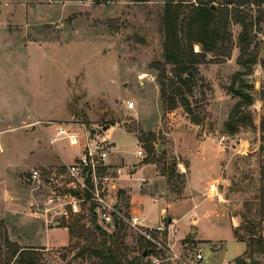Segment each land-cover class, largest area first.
<instances>
[{
  "label": "rangeland",
  "instance_id": "obj_1",
  "mask_svg": "<svg viewBox=\"0 0 264 264\" xmlns=\"http://www.w3.org/2000/svg\"><path fill=\"white\" fill-rule=\"evenodd\" d=\"M210 4L223 18L226 38L208 52L192 44L194 64L180 77L192 82L184 86L165 60V0H0V31L6 33L0 47V264H19L17 249H33L42 264H100L79 255L103 240L88 211L66 227H46L28 214L29 171L68 164L76 154L64 140L50 144L57 124L80 135L114 127L112 139L124 154L111 163L125 168L117 191L125 219L130 202L133 213L156 225L165 204L187 199L168 211L178 224L165 221L149 240L120 222L116 242L128 259L147 246L152 253L143 264H264L252 253L254 239L264 237V0ZM244 72L254 127L229 135L225 123L239 101L231 87L237 89V74ZM161 83L169 98L188 101L191 115L180 105L166 110ZM137 144L144 159L132 154ZM146 161L154 165L145 170L148 176L176 165L161 190L132 180L133 169ZM188 178L190 194L184 192ZM211 183L218 185L217 196L208 191ZM122 187L127 190L120 195ZM194 216L198 236L189 227Z\"/></svg>",
  "mask_w": 264,
  "mask_h": 264
},
{
  "label": "built area",
  "instance_id": "obj_2",
  "mask_svg": "<svg viewBox=\"0 0 264 264\" xmlns=\"http://www.w3.org/2000/svg\"><path fill=\"white\" fill-rule=\"evenodd\" d=\"M130 108L133 103H128ZM53 144L64 140L76 149L72 161L62 166L31 169L24 179L30 189L31 200L28 214L41 221L46 227L67 225L72 219L80 217L84 211L95 215L96 224L104 230L112 229L120 222H125L145 239H151V232H162L165 222L161 221L155 229H150L140 216L129 214V218L121 214L117 191L125 168L111 163L113 143L106 132H97L93 137L84 130L78 134L64 124H57ZM135 158L144 159L146 154L140 146L133 153ZM140 185L144 179H135ZM208 191L218 195V185L209 184ZM156 203V200H153ZM121 208V210H119ZM129 213V212H128ZM159 246V243H157ZM198 261L203 259L201 251L195 254Z\"/></svg>",
  "mask_w": 264,
  "mask_h": 264
},
{
  "label": "trees",
  "instance_id": "obj_3",
  "mask_svg": "<svg viewBox=\"0 0 264 264\" xmlns=\"http://www.w3.org/2000/svg\"><path fill=\"white\" fill-rule=\"evenodd\" d=\"M134 3H144L148 0H128ZM216 0H196L197 5L193 3L187 4L186 0H165V6L163 11V31L165 35L164 51L165 60L167 63L172 64L175 67V74L179 77V81L184 86H188L192 82L191 78L181 79V74H187L191 70L194 64V54L192 53V44L198 43L201 45L203 52L211 51L216 48L218 42H222L226 38L225 28L221 23L223 18L215 10L211 9L212 2ZM226 5H232L235 1L239 0H224ZM184 10H187L184 13ZM244 31V28H243ZM249 62V63H248ZM253 61H247L246 64H251ZM241 66H245V62L239 61ZM250 70L249 67L248 69ZM249 73H238L237 89L231 87L232 93L235 94L239 101L232 107L228 119L225 123L226 132L229 135L238 133L240 128H253V119L248 111V108L253 104V98L249 93L252 89L250 83H248L242 76ZM171 86V83L170 85ZM172 87V86H171ZM175 94H179V89L173 88ZM165 84H160V97L166 103V110L171 111L176 109L179 105L186 109L188 114H192L189 109L188 101L180 97L179 100L169 98L166 93ZM192 123L197 124V121L192 117ZM109 129V127H108ZM152 153L148 151V156ZM146 163H153L146 161ZM171 167L161 169L160 175L167 181L172 180L175 172ZM261 181L264 189V164L261 167ZM122 192V193H121ZM119 193L124 194L123 190ZM260 205L262 207V214L264 215V190L261 194ZM123 209V208H122ZM129 209V206H126ZM121 210V208L119 209ZM92 222L96 224V217L92 215ZM99 236L102 237V241L99 244L90 246V248H83L79 255H88L89 258L96 259L100 264H143L145 258L142 257L143 251H147L149 247H143V251L139 255L128 259L127 255L123 252V248L119 245L117 235L122 229V225L117 223L112 228V234H108L98 225L95 226ZM233 234V238L236 241H240L239 237ZM241 242V241H240ZM253 254L264 257V237H258L254 239ZM246 250H248L246 246ZM36 251L33 249H17L13 255L16 256V260L19 264H42L39 259L36 258ZM246 252V251H245ZM44 264V263H43Z\"/></svg>",
  "mask_w": 264,
  "mask_h": 264
},
{
  "label": "crops",
  "instance_id": "obj_4",
  "mask_svg": "<svg viewBox=\"0 0 264 264\" xmlns=\"http://www.w3.org/2000/svg\"><path fill=\"white\" fill-rule=\"evenodd\" d=\"M2 16H4V15H2ZM2 18V17H1ZM2 21L4 22V23H6V21H7V17H5L4 16V19L2 18ZM0 47H1V42H2V35H3V33H1V31H0ZM4 35H6V33H4ZM3 35V36H4ZM24 47V46H23ZM113 129H114V127H111V128H109V129H107V131H109V133L107 134V136L109 137V139H110V141H111V143H113V151H114V153L113 154H111V157H110V159H113V157L112 156H115V155H117V154H124L122 151H121V147L120 146H116L115 145V142H114V140L112 139V136H113V133H112V131H113ZM173 139H174V142L175 143H179L180 141L178 140V137L177 136H173ZM138 146H139V144H137L136 145V147L138 148ZM141 147V146H140ZM137 148H136V150H137ZM135 150V151H136ZM134 152H132V154H133ZM120 156V155H119ZM134 156V155H133ZM120 157H124L123 155L122 156H120ZM124 158H126V157H124ZM136 159H138V158H136ZM150 166H152L153 168H154V165L152 164V163H147V164H141L140 166H137L135 169H133L134 171H132V180H135V179H139V178H141V179H144V184H148V183H152V182H154L156 185H157V187H158V189H160L161 190V188L166 184L165 182V178L163 177V176H161L160 175V173H158V172H156V170L154 169V172H153V174L151 175V176H148L147 174H146V169L148 168V167H150ZM136 174H139L138 176L136 175ZM190 176V178H191V175H189ZM190 178H188V182H187V184H186V187L184 188V192L185 193H193V191L191 190L190 192L188 191L189 190V184H190V182H191V179ZM135 182H137V181H135ZM138 183V186L141 188V186H144V184L143 185H140V183L139 182H137ZM122 190H127L126 189V187H122ZM129 192V191H128ZM132 194H133V192L130 194V200H131V196H132ZM141 195H143L144 197H151V196H147V195H145V194H141ZM192 197H194V196H192ZM129 200V201H130ZM153 200H156V202H157V200L158 199H156V198H152L151 199V201L153 202ZM185 200H187V199H184V200H179V201H177V202H174V203H167V204H165V206L163 207V208H161V210H160V218L158 219V224H156V225H154V224H148L147 223V220L145 219V218H143V217H141L142 219H144L145 221H146V224L148 225V226H153V227H156L157 225H159V223L161 222V221H163V222H165L166 221V223L168 222V223H171L172 224V226L173 225H176V224H178L177 223V221L178 220H175L174 218H173V216L171 217L168 213V211H169V209L172 207V206H174V205H179V204H181L182 202H184ZM154 203V202H153ZM129 214H131V215H136V216H139V215H137V214H135V213H133L132 212V210H131V204H130V202H129ZM166 218H169L168 220H166ZM151 223V222H150ZM197 223H198V217L197 216H194L193 217V221L191 222V224H190V226L189 227H193L194 226V229H195V233H196V235L195 236H198V230H197ZM232 232V231H231ZM195 239H196V237H195ZM245 252V251H244Z\"/></svg>",
  "mask_w": 264,
  "mask_h": 264
},
{
  "label": "water",
  "instance_id": "obj_5",
  "mask_svg": "<svg viewBox=\"0 0 264 264\" xmlns=\"http://www.w3.org/2000/svg\"><path fill=\"white\" fill-rule=\"evenodd\" d=\"M210 8L214 10V5H211ZM189 75H190V74H189ZM111 126H114V123H112ZM107 129H108V126H105V127H103V128L101 129V131H102V132H106ZM96 133H97L96 129H93V128H92V129H89V134H90L91 137H93ZM161 149H162V145H160V144L157 145V150L160 151ZM151 253H152V249H149V250H147V251H143V253H142V257L145 258V257H147L148 255H150Z\"/></svg>",
  "mask_w": 264,
  "mask_h": 264
}]
</instances>
